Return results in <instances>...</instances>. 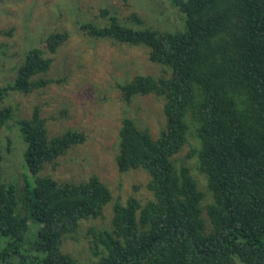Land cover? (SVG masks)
<instances>
[{"label": "trees", "instance_id": "trees-1", "mask_svg": "<svg viewBox=\"0 0 264 264\" xmlns=\"http://www.w3.org/2000/svg\"><path fill=\"white\" fill-rule=\"evenodd\" d=\"M128 2L129 0H122ZM182 29H133L111 17L105 27L86 24L95 39L150 48L152 62L167 66L169 78L139 76L121 86L126 102L154 93L165 100L166 128L158 139L134 120L119 131L117 166L144 169L154 198L113 205L112 230H91L92 264H264V0H173ZM137 21L140 20L134 17ZM55 34L51 52L66 40ZM51 60L32 49L15 81L0 85V101L12 91L30 93L47 84L34 77ZM39 107L15 120L24 141L22 184L2 181L0 154V264H79L62 250L63 238L81 220L102 215L112 194L99 177L59 183L41 176L84 135L49 138ZM191 113L198 123V169L207 176L214 202L203 218L204 194L189 169L176 172L171 157L186 144ZM14 119L0 109V127ZM194 152V154H195Z\"/></svg>", "mask_w": 264, "mask_h": 264}, {"label": "rangeland", "instance_id": "rangeland-1", "mask_svg": "<svg viewBox=\"0 0 264 264\" xmlns=\"http://www.w3.org/2000/svg\"><path fill=\"white\" fill-rule=\"evenodd\" d=\"M114 16L121 25L159 32L176 31L184 24L173 0H0V85L15 81L32 49L40 48L51 60L48 70L34 77V81H46L45 86L30 93L12 91L0 101V109L10 107L14 116L0 127L2 181L22 184L27 173L23 163L25 145L15 120L30 119L39 107L49 138L70 131L85 138L47 163L41 176H50L62 184L87 183L97 176L112 194L101 216L81 220L76 231L63 238V252L79 264L98 261L92 252L91 230H112L116 201L125 204L136 198L144 205L154 198L148 188L151 176L146 170L118 169L123 119L131 118L140 129H148L155 140L167 123L163 97L154 93L136 95L126 102L121 86L139 76L169 78L171 70L152 62L150 48L145 45L95 39L83 28L86 24L105 27ZM55 34L67 37L53 53L48 40ZM186 122V144L171 160L176 172L189 169L204 194L203 218L210 222L206 207L214 198L207 176L198 169V123L191 113ZM5 243L7 240L0 238V249Z\"/></svg>", "mask_w": 264, "mask_h": 264}]
</instances>
